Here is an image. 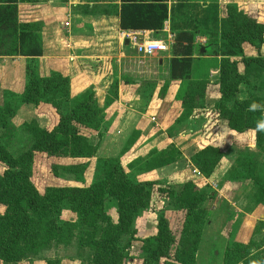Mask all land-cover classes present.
<instances>
[{"label": "trees", "instance_id": "1", "mask_svg": "<svg viewBox=\"0 0 264 264\" xmlns=\"http://www.w3.org/2000/svg\"><path fill=\"white\" fill-rule=\"evenodd\" d=\"M31 1L36 0H0V56H25L29 63L21 93L0 87V92L7 97H0V162L6 166L5 171L0 172V206L4 207L0 211V237L6 242V264L31 259V255L36 253L41 224L47 217L55 224L56 244L70 245L75 239L79 246L93 250L94 256L100 251L103 253L105 262L94 264H123L131 258L128 250L130 239H134L136 234V217L142 210L153 208L156 194L159 196L163 191L167 192L175 209L190 211L200 208L208 199L209 192L193 180L161 189L158 180H141L135 186H129L132 190L125 198L128 182L125 183L127 174L121 158L140 137L138 129L133 131L117 156L96 159L101 175L89 186L78 182L63 187L47 185L44 191L37 187L29 164L36 153H44L55 160L61 157L87 158L76 163L53 161L51 164L55 176L62 168L75 173L76 181L84 180L100 141L93 142L89 135L82 132V128L91 129L98 136L103 135L100 130L102 114L105 107L117 98L119 80L117 77L113 79L112 90L108 91L110 95L107 94V102L103 106L93 88L72 94V78L69 75L53 70L49 75L42 76L38 66V57L43 54L42 24L19 20L18 3ZM166 2L122 0L121 27L127 30L163 29L169 14ZM195 37V32L182 31L172 38L170 45V78L181 81L176 98L182 105L174 122L183 124L190 119H206L202 128L203 139L199 148L191 153L190 161L208 178L223 155L220 148L212 143L211 137L221 118L226 120L232 131L255 130L258 135L263 132L256 125L264 121V22L238 3L226 2L223 4L219 39L199 46ZM247 45L256 54H247ZM202 47L204 51H201ZM212 68L219 71L215 83L218 84L220 97L213 107L207 108L206 88ZM168 87L167 82L162 88L166 90ZM10 97L33 105L49 104L58 116L57 122L50 128L41 126L35 119L25 122L24 129L30 135L31 143L17 151L13 150L11 140L5 135L11 129L15 114ZM252 103L259 107L250 110ZM151 152L147 171L171 165L180 156L176 148L153 149ZM237 152L236 164L229 174L234 179H248L251 183L246 199L249 202L253 200L252 206L247 208L248 212H252L259 203L264 204V162L251 150ZM108 199L118 201L117 222L112 221L105 209ZM66 207L77 214L76 223L62 219ZM159 227L158 233L142 239V264H157L161 260L166 264H194L198 240L193 241L187 252L172 258L170 250L176 243V236L163 216ZM125 236L129 239L122 244ZM223 263L264 264V248L233 239L226 245Z\"/></svg>", "mask_w": 264, "mask_h": 264}, {"label": "rangeland", "instance_id": "2", "mask_svg": "<svg viewBox=\"0 0 264 264\" xmlns=\"http://www.w3.org/2000/svg\"><path fill=\"white\" fill-rule=\"evenodd\" d=\"M240 6L253 16L261 13L259 17L261 16V19L264 21V0H244ZM246 52L247 54H256V51L248 45L246 46ZM262 54H264V46L262 47ZM28 64L27 62L25 74L21 77L24 67L17 60L13 61V63L9 59L6 62L1 61L0 87L2 90H12L16 94L21 93L24 90L26 82ZM132 64L134 63L132 62ZM38 66L42 76H47L53 71L41 68L39 60ZM77 69H80L81 77L77 76ZM8 72H14L17 75L14 80L6 76ZM73 72H75L71 74L73 76L69 75L72 78V94H76L85 88H93L97 93L99 102L104 106L107 102L106 96L109 93L108 91L112 90L113 79L118 77L119 72L113 60L101 62L93 59L81 67H76ZM92 82L96 85H93ZM210 84L211 81L208 85ZM7 86L10 87L8 88ZM209 88L211 94L208 96L209 98L206 97L205 101L207 103V99H210L208 105H212L215 103L213 94L216 89L212 85ZM162 92L163 90H159L158 94L161 95ZM2 93L0 92V97L6 99L7 97ZM9 99L12 100L15 106V114L11 120V129L5 135L7 139L11 140L13 150L17 151L31 143V137L24 129L25 122L35 119L41 126L46 128L52 127L57 122V113L49 104L41 103L33 105L31 103L19 102L15 97H10ZM172 102L166 115L159 116L155 114L157 120L152 121L153 126H151V130L147 135L155 139L157 147L153 149L168 150L180 148L182 156L180 154L177 166L147 171L146 168L153 149L136 159L133 163L132 161L130 162L131 159H128V155L135 150L134 143L130 150L121 158L125 174H127L125 183L128 182L125 198L130 196L132 188L129 186L131 184L135 186L141 180H158L160 182L158 186L160 189L170 187L173 184L180 185L187 180H193L207 189L209 197L200 208L186 211L175 209L167 197V192L163 191L162 195L159 196L156 194L153 208L151 210H142L136 217L134 224L136 234L134 239H130L131 244L128 250L131 258L124 261L123 264H142V260L140 259L143 256L142 239L158 233L162 216L169 223V229H171L173 235L176 236V243H174L170 250L172 258L176 254L180 253L181 255V253L187 252V249L191 248L189 246L193 245V241L197 240L199 247L195 251L196 259L194 264H224L223 257L226 245L228 241L233 239L244 243L250 242L255 247L261 246L264 248V245H262L264 243V204L259 203L252 212H248L247 208L252 206L253 203V200L249 202L246 199V194L251 187V183L248 179H234L229 174L232 167L236 164L235 159L239 154L237 150H251L264 162V131L260 135L255 130L241 133L235 132L230 130L226 120L221 118L217 123L218 128L213 131L214 135L212 134L211 137H213L212 143L220 148L223 155L211 176L205 178L199 172H196L197 169L190 161L191 153L199 148V144L203 139V130L199 131V125L197 126L194 123L190 128H179L182 124L175 123L174 118L180 110L179 106L181 107V105H178L180 100L178 101L176 98ZM112 104L113 102L105 107L102 114L100 126V130L103 132L102 136H98L97 132H93L91 129L82 128V132L89 135L93 142L100 141V144L95 156L90 159L84 180L81 182L76 181L75 173H69L62 168L59 169V175L55 176L52 173L51 164L53 161L70 164L87 160V158L76 160V158L72 157H61L55 160L52 157H47L44 153H36L29 164L32 179L41 191H44L47 185L63 187L79 182L85 186H89L98 175H101V168L98 165L96 166V159L114 157L121 152L134 130L129 132L128 127H125L124 130L116 127L113 123V119L116 116L113 117L115 113L110 107ZM205 106L211 108L207 105ZM118 109L122 110L117 107L116 115L119 112ZM125 112L127 113L128 111L125 110ZM202 119L206 121L205 118ZM197 130L199 131V135L197 134ZM143 142L145 143V141ZM5 169L6 166L0 162V172H4ZM117 207V200L108 199L105 201V209L113 222H117L118 219ZM3 209L4 207L0 206V211ZM61 217L63 220L75 223L78 218L77 214L69 207L63 209ZM41 230L42 232L37 239L36 253L30 257L32 260L24 259L19 261L18 264H94L105 262L102 259L103 253L101 251L94 256L93 250L79 246L75 239L70 245L56 244L54 242V238L56 237L55 224L49 217L43 220ZM2 239L5 241L4 238L0 237V264H6V242L4 243ZM128 239V236L123 237L121 240L122 244L126 243ZM157 264L166 263L164 260H161Z\"/></svg>", "mask_w": 264, "mask_h": 264}, {"label": "crops", "instance_id": "3", "mask_svg": "<svg viewBox=\"0 0 264 264\" xmlns=\"http://www.w3.org/2000/svg\"><path fill=\"white\" fill-rule=\"evenodd\" d=\"M243 1L167 0L169 14L163 29L159 31L128 29V31L134 30L145 35V38H162L170 43L179 32H195V43L202 46L219 39L223 4L235 2L241 5ZM121 7L122 0H36L18 3L20 21L42 24L43 54L38 57L41 68L71 75L75 73L73 71L76 67H81L93 59L101 62L113 60L119 71L117 98L110 106L115 113L113 117L116 116L113 123L122 130L128 127L129 132L135 129L141 131L139 142L135 143V150L133 149L134 151L128 155L130 162L134 163L136 159L157 147L154 137L150 138L147 134L153 126L152 121L157 120L155 114L166 115L169 111L172 101L177 97L181 81L170 78V50L144 58L138 54L130 42L125 43L129 39L122 38L121 35V32L127 31L121 27ZM260 14L256 16L264 22L261 16L259 17ZM66 21L70 22L69 26H65ZM204 50L205 48L202 47L201 51ZM7 59L12 63L17 60L24 67L22 77L25 74L27 57L0 56V62H6ZM76 72L77 76H82L80 69ZM210 72V85L216 89L213 94L216 102L220 97L218 84L215 83L219 71L217 68H212ZM6 76L14 80L17 75L14 72H8ZM167 82L169 87L165 90L162 87ZM92 84L96 85L94 82ZM208 86L206 97L211 94ZM159 90H163L161 95L158 94ZM208 102L210 99H207V103L205 101L208 107L215 104L208 105ZM178 105H182V102L180 101ZM117 107L123 111L118 109L119 112L116 115ZM125 110L128 112L126 113ZM153 117L155 120L152 119ZM193 123L199 125V131H201L205 120L190 119L179 128H190ZM199 131L197 130L198 135ZM176 149L182 156L181 149ZM177 163L178 160L161 169L177 166Z\"/></svg>", "mask_w": 264, "mask_h": 264}, {"label": "built area", "instance_id": "4", "mask_svg": "<svg viewBox=\"0 0 264 264\" xmlns=\"http://www.w3.org/2000/svg\"><path fill=\"white\" fill-rule=\"evenodd\" d=\"M69 25L70 22L66 21L65 26ZM121 35L122 38H128L131 46L138 52L139 55L144 58L153 54L165 53L170 50L171 43L168 40L145 38V35H141L134 30L123 31L121 32ZM152 119L155 120V117ZM196 172H199L203 176V174L198 169Z\"/></svg>", "mask_w": 264, "mask_h": 264}, {"label": "clouds", "instance_id": "5", "mask_svg": "<svg viewBox=\"0 0 264 264\" xmlns=\"http://www.w3.org/2000/svg\"><path fill=\"white\" fill-rule=\"evenodd\" d=\"M259 107V105H257L256 103H252L250 105V110H255ZM257 129L261 130V131H264V121H260L257 123L256 125Z\"/></svg>", "mask_w": 264, "mask_h": 264}, {"label": "water", "instance_id": "6", "mask_svg": "<svg viewBox=\"0 0 264 264\" xmlns=\"http://www.w3.org/2000/svg\"><path fill=\"white\" fill-rule=\"evenodd\" d=\"M128 42H129V40H126V42H125V43H126V44H128Z\"/></svg>", "mask_w": 264, "mask_h": 264}]
</instances>
